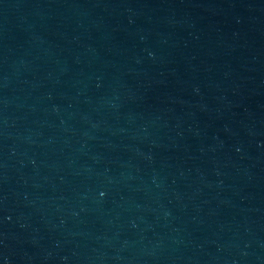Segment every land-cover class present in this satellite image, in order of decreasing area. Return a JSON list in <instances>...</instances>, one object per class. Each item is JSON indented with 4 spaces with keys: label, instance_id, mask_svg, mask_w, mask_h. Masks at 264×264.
Masks as SVG:
<instances>
[{
    "label": "water",
    "instance_id": "1",
    "mask_svg": "<svg viewBox=\"0 0 264 264\" xmlns=\"http://www.w3.org/2000/svg\"><path fill=\"white\" fill-rule=\"evenodd\" d=\"M0 264H264V0H0Z\"/></svg>",
    "mask_w": 264,
    "mask_h": 264
},
{
    "label": "snow or ice",
    "instance_id": "2",
    "mask_svg": "<svg viewBox=\"0 0 264 264\" xmlns=\"http://www.w3.org/2000/svg\"><path fill=\"white\" fill-rule=\"evenodd\" d=\"M101 195H103V193H101Z\"/></svg>",
    "mask_w": 264,
    "mask_h": 264
}]
</instances>
